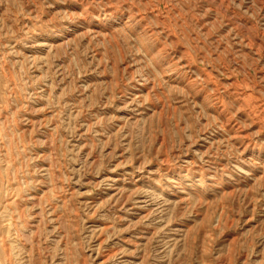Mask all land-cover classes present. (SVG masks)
Here are the masks:
<instances>
[{
	"label": "rangeland",
	"instance_id": "obj_1",
	"mask_svg": "<svg viewBox=\"0 0 264 264\" xmlns=\"http://www.w3.org/2000/svg\"><path fill=\"white\" fill-rule=\"evenodd\" d=\"M133 262L264 264V0H0V264Z\"/></svg>",
	"mask_w": 264,
	"mask_h": 264
},
{
	"label": "bare ground",
	"instance_id": "obj_2",
	"mask_svg": "<svg viewBox=\"0 0 264 264\" xmlns=\"http://www.w3.org/2000/svg\"><path fill=\"white\" fill-rule=\"evenodd\" d=\"M110 180V179H109ZM113 181V180H112ZM115 181V180H114ZM116 183V182H115ZM119 183V182H118ZM111 184H112V182H111ZM108 185V184H107ZM110 185V184H109ZM110 188V187H109ZM114 189V188H113ZM114 192H116V190L114 191ZM117 194V193H116ZM33 199V198H32ZM182 200V199H181ZM140 206V205H139ZM128 213V212H127ZM150 215V214H149ZM159 219V218H158ZM218 226V225H217ZM138 247V246H137ZM108 252V251H107ZM114 252V251H113ZM113 252H111V253H113ZM110 253V254H111ZM104 256V255H103ZM106 256V255H105ZM109 257V256H108ZM108 257H107V259H108ZM110 257H111V255H110ZM105 259V258H104ZM106 261V260H105ZM99 262V261H98ZM104 262V261H103ZM107 263V262H106ZM123 263H125V262H123ZM105 264V263H104ZM132 264H134V262L132 263Z\"/></svg>",
	"mask_w": 264,
	"mask_h": 264
}]
</instances>
